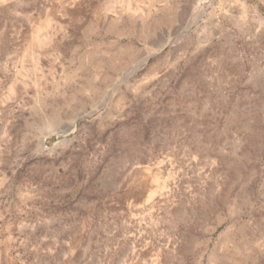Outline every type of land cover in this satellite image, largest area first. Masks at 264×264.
<instances>
[{"label": "rangeland", "instance_id": "obj_1", "mask_svg": "<svg viewBox=\"0 0 264 264\" xmlns=\"http://www.w3.org/2000/svg\"><path fill=\"white\" fill-rule=\"evenodd\" d=\"M0 264H264V0H0Z\"/></svg>", "mask_w": 264, "mask_h": 264}]
</instances>
